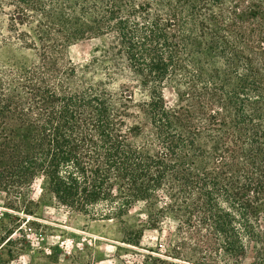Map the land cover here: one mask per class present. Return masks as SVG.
Listing matches in <instances>:
<instances>
[{"label":"trees","instance_id":"1","mask_svg":"<svg viewBox=\"0 0 264 264\" xmlns=\"http://www.w3.org/2000/svg\"><path fill=\"white\" fill-rule=\"evenodd\" d=\"M99 37L90 61L72 43ZM0 191L172 223L170 260L264 261V0H0ZM174 100L168 101L166 90ZM143 228L124 231L139 245Z\"/></svg>","mask_w":264,"mask_h":264},{"label":"rangeland","instance_id":"2","mask_svg":"<svg viewBox=\"0 0 264 264\" xmlns=\"http://www.w3.org/2000/svg\"><path fill=\"white\" fill-rule=\"evenodd\" d=\"M104 45L99 37L81 39L72 43L68 56L83 64ZM18 57L29 59L31 54L0 41V65ZM165 94L168 101L174 100L172 89ZM19 199L14 204L0 191V264H143L147 255L171 258L172 223L160 230L149 228L143 203L136 204L123 221L92 219L59 205L42 177ZM126 228H143L139 245L124 241ZM258 249L253 244L231 264H260Z\"/></svg>","mask_w":264,"mask_h":264}]
</instances>
